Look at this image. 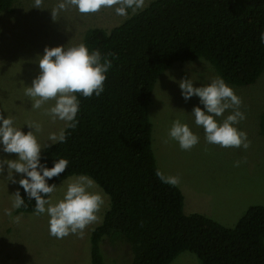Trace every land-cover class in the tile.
<instances>
[{"label": "trees", "instance_id": "16d2710c", "mask_svg": "<svg viewBox=\"0 0 264 264\" xmlns=\"http://www.w3.org/2000/svg\"><path fill=\"white\" fill-rule=\"evenodd\" d=\"M12 2L0 0V12ZM81 43L112 62L104 92L77 94V127L41 156L49 168L69 161L49 184L86 174L109 197L90 234L91 264H170L184 251L200 264H264V205H250L232 227L185 214L179 187L157 176L148 112L158 77L175 62L204 59L229 84H255L264 71V0H151L109 30L87 29ZM259 117L264 138V108ZM17 188L25 205L16 212L35 213L34 199Z\"/></svg>", "mask_w": 264, "mask_h": 264}, {"label": "rangeland", "instance_id": "374dc122", "mask_svg": "<svg viewBox=\"0 0 264 264\" xmlns=\"http://www.w3.org/2000/svg\"><path fill=\"white\" fill-rule=\"evenodd\" d=\"M58 2L43 0L41 9H37L32 8L34 0H13L11 12H0V114L12 117L24 132L30 130L26 123L39 124L40 131L35 134L45 147L48 137L58 133L64 124L45 113L54 101L34 110L30 98L25 95V86H30L39 73L38 56L46 47L78 46L87 29L109 30L124 20L115 14L114 8L80 14L70 7L53 21L50 11ZM217 76L212 65L204 59L173 63L158 77L148 112L156 164L165 175L179 176L177 186L183 194V212L200 213L232 227L250 205H264V138L259 133V116L264 108V71L250 86L225 82L242 100L240 110L245 119L236 127L247 133L250 142L247 149L222 148L207 143L203 129L194 124L190 114L194 106H203L196 96L188 101L181 96L179 80L191 77L194 87H199ZM230 112L231 109L226 111L224 117ZM174 119L187 123L199 137V143L191 150H181L177 142L168 138ZM15 156L0 152V157L14 159ZM236 161H240L238 167L234 166ZM76 176H68L56 184L57 189L51 194L52 203L62 199L67 184ZM20 178L21 175H16L17 181ZM17 187L18 183H8L0 176V264H91L90 234L102 221L110 203L102 188L97 185L94 189L105 197V204L98 213L99 222L89 225L82 236L70 234L57 239L49 234L46 214L20 213L13 209ZM101 252L105 256L103 246ZM114 253L125 259L123 249H115ZM118 264H129V261L120 260ZM170 264L200 263L194 254L184 251Z\"/></svg>", "mask_w": 264, "mask_h": 264}, {"label": "clouds", "instance_id": "9594fccd", "mask_svg": "<svg viewBox=\"0 0 264 264\" xmlns=\"http://www.w3.org/2000/svg\"><path fill=\"white\" fill-rule=\"evenodd\" d=\"M42 3L43 0H34L32 8L41 9ZM150 3L151 0H59L50 13L52 20L56 21L70 7L80 14L114 8L117 16L127 20L131 15L142 12ZM38 57L39 73L30 86H25V95L30 98L34 110L54 101L45 113L52 120L62 121L64 127L48 137L47 147H51L64 143L67 139L66 130L77 127V115L80 112L77 94L89 98L93 95L99 97L104 92L106 74L112 62L107 56H102L99 50L89 52L84 43L71 47H46ZM171 79L175 80L174 77ZM194 82L191 77L184 78L178 81V87L185 101L196 96L203 106H194L190 114L194 124L203 129L206 142L222 148H249L247 133L236 127L245 119L244 112L240 110V97L219 76L199 87H194ZM230 109V114L224 117V113ZM221 117L223 119H218ZM25 125L30 129L27 132L22 130V126L17 127L12 117L0 114V152L16 154L14 159L0 157V176H4L8 183H18L27 197L34 199L35 214L49 217L51 236L57 239L70 234L82 236L89 225L99 222L98 213L105 204L104 195L94 190L97 185L91 176L81 174L67 184L62 199L52 203L51 194L56 191L57 185L49 184L48 181L64 173L69 161L60 158L54 161L52 167H47L41 156L45 145L38 141L35 134L40 131V125L34 122ZM168 138L177 142L184 151L191 150L199 143V137L180 119L172 121ZM239 165L240 161L234 163L236 167ZM16 175H21L18 181ZM157 176L162 183L171 186L180 183L179 176L164 175L159 171ZM14 195L12 207L19 209L25 205V199L19 190ZM7 214L11 215V212Z\"/></svg>", "mask_w": 264, "mask_h": 264}, {"label": "crops", "instance_id": "0c3cea01", "mask_svg": "<svg viewBox=\"0 0 264 264\" xmlns=\"http://www.w3.org/2000/svg\"><path fill=\"white\" fill-rule=\"evenodd\" d=\"M213 219V218H212Z\"/></svg>", "mask_w": 264, "mask_h": 264}]
</instances>
